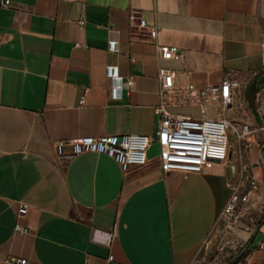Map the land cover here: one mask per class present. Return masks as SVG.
Here are the masks:
<instances>
[{
    "label": "crops",
    "instance_id": "crops-1",
    "mask_svg": "<svg viewBox=\"0 0 264 264\" xmlns=\"http://www.w3.org/2000/svg\"><path fill=\"white\" fill-rule=\"evenodd\" d=\"M2 1L0 264L10 256L40 264H196L239 170L226 163L202 174L166 173L158 144L145 166L127 171L95 153L61 164L54 145L152 136L162 68L177 72L176 87L196 89L219 85L232 71L241 102L264 76V0H11L10 8ZM132 12L158 29L155 42L130 23ZM159 45L178 47L180 59H161ZM256 109L264 114V87ZM251 114L244 107L241 117ZM245 141L264 194V152L255 151L264 135ZM248 244L238 264H264V219Z\"/></svg>",
    "mask_w": 264,
    "mask_h": 264
},
{
    "label": "built area",
    "instance_id": "built-area-1",
    "mask_svg": "<svg viewBox=\"0 0 264 264\" xmlns=\"http://www.w3.org/2000/svg\"><path fill=\"white\" fill-rule=\"evenodd\" d=\"M2 7H12L11 0H3ZM138 22V27L147 31L151 42L158 37V29L151 26L136 12L130 15V23ZM83 24V23H82ZM0 35V39H1ZM160 58L166 61H176L181 57L178 47L159 45ZM264 60V45H263ZM177 72L162 68L159 73L160 104L156 107V127L152 136L146 135H106L101 137H79L61 140L55 143L56 158L61 164H66L76 157L87 154H104L112 158L123 171L130 168L143 167L148 163V152L153 144L160 147V164L166 173L180 172L185 174H202L212 170L217 164H226L232 154L230 134H233L245 150L251 149L246 143L250 135H264V114L254 113L249 101L248 92L241 102L236 100V91L240 83L228 71L223 82L201 89L193 87H176ZM260 79L258 75L254 80ZM122 80L115 78L117 95L120 94ZM132 81L126 82L128 87ZM249 90V89H248ZM85 101V95L81 104ZM251 109V119L241 117L242 110ZM190 109L189 114H183L181 109ZM217 108L218 113L212 116L211 109ZM259 118V122L255 120ZM259 182L251 167L241 164L238 175L230 183V196L222 212L226 219H232L243 206L250 202L251 194L258 190ZM28 207L21 205L19 215L27 213ZM17 231H24L16 226ZM111 234L109 242L114 238ZM5 264H40L26 258L10 256Z\"/></svg>",
    "mask_w": 264,
    "mask_h": 264
},
{
    "label": "rangeland",
    "instance_id": "rangeland-1",
    "mask_svg": "<svg viewBox=\"0 0 264 264\" xmlns=\"http://www.w3.org/2000/svg\"><path fill=\"white\" fill-rule=\"evenodd\" d=\"M256 121H260L255 117ZM232 142V154L226 164L229 169H240L241 164L249 165L253 162L251 150H245L243 144H239L237 138L230 134ZM259 156L264 152V144L257 145ZM259 151V152H258ZM251 153V154H250ZM252 158V162L248 160ZM255 161V160H254ZM262 166V158L260 160ZM264 219V194L258 190L251 194L250 202L239 209L232 219H226L219 215L216 225L203 245L196 264H234L243 259L249 249L250 236L259 229Z\"/></svg>",
    "mask_w": 264,
    "mask_h": 264
},
{
    "label": "water",
    "instance_id": "water-1",
    "mask_svg": "<svg viewBox=\"0 0 264 264\" xmlns=\"http://www.w3.org/2000/svg\"><path fill=\"white\" fill-rule=\"evenodd\" d=\"M264 87V76L256 81H254L251 86L249 87L248 90V101L249 104L252 108V110L254 111V113H256V96H257V92Z\"/></svg>",
    "mask_w": 264,
    "mask_h": 264
},
{
    "label": "trees",
    "instance_id": "trees-1",
    "mask_svg": "<svg viewBox=\"0 0 264 264\" xmlns=\"http://www.w3.org/2000/svg\"><path fill=\"white\" fill-rule=\"evenodd\" d=\"M234 264H238V263L236 262V263H234Z\"/></svg>",
    "mask_w": 264,
    "mask_h": 264
}]
</instances>
